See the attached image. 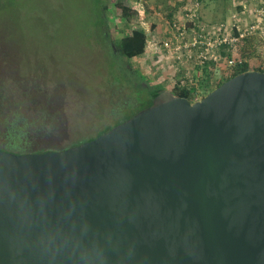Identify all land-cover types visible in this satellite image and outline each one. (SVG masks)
Here are the masks:
<instances>
[{
	"label": "water",
	"instance_id": "obj_1",
	"mask_svg": "<svg viewBox=\"0 0 264 264\" xmlns=\"http://www.w3.org/2000/svg\"><path fill=\"white\" fill-rule=\"evenodd\" d=\"M0 264H264V72L166 90L67 150H0Z\"/></svg>",
	"mask_w": 264,
	"mask_h": 264
},
{
	"label": "rangeland",
	"instance_id": "obj_2",
	"mask_svg": "<svg viewBox=\"0 0 264 264\" xmlns=\"http://www.w3.org/2000/svg\"><path fill=\"white\" fill-rule=\"evenodd\" d=\"M118 1H105L109 33L129 31L115 6ZM125 1L135 11L145 8L148 26H160L175 3H184ZM242 1L246 0H206L201 6L202 18L206 24L230 22L236 4ZM99 3L100 0H0V148L15 141L19 150H64L104 135L133 112L112 107L120 96L131 91L126 88L121 93L116 88L119 72L124 74L122 62H112L107 49L104 51L105 45L100 43L96 29L100 22ZM141 60L142 57L137 59L136 64L142 73ZM134 93L140 97L139 92ZM44 106L51 109V116L57 115L56 123H47ZM15 123H20L23 130L19 140L13 139Z\"/></svg>",
	"mask_w": 264,
	"mask_h": 264
},
{
	"label": "built area",
	"instance_id": "obj_3",
	"mask_svg": "<svg viewBox=\"0 0 264 264\" xmlns=\"http://www.w3.org/2000/svg\"><path fill=\"white\" fill-rule=\"evenodd\" d=\"M201 6V0H188L172 21L164 15L156 29L147 25L145 8L138 10L139 28L148 36L141 74L169 91L176 87L195 91L192 103L206 96L202 82L209 70L218 83L244 64L235 51L240 39L264 40V0L237 3L232 20L217 24L204 22Z\"/></svg>",
	"mask_w": 264,
	"mask_h": 264
},
{
	"label": "trees",
	"instance_id": "obj_4",
	"mask_svg": "<svg viewBox=\"0 0 264 264\" xmlns=\"http://www.w3.org/2000/svg\"><path fill=\"white\" fill-rule=\"evenodd\" d=\"M106 0H100V22L98 27L96 29L98 30V34L100 36V43L105 45V49H107L109 53V58L116 62H122L121 63V69L123 70V75L119 72L120 78L119 81L117 80L116 88L121 93H123L124 89L128 88L131 92L129 94H126L121 97L120 101L113 104V109L118 111H125L126 108H128L131 112V114L128 115L127 119L122 120L118 123L117 126L125 123L126 121L130 120L131 118L135 117L140 112L150 108L153 105L154 99L161 94L162 92L166 91V88L162 86H158L156 84L151 83L147 79L143 77L140 70L137 69L136 61L142 55L145 53L146 46H147V39L148 36L146 32L139 28V13L136 10H133L130 4H128L125 0H120L117 3H115L116 8L120 11L121 18L126 22V25L129 26L128 29H120V30H114L112 32H108V26H107V18H106V10H107V3H105ZM188 0H184V3ZM206 0H201V3H204ZM182 3L177 4L173 6V8L169 11L170 13L167 14V17L169 21H172L174 18V15L176 13L181 12L182 8L185 6ZM154 28H157V25H154ZM238 55L241 57V59L244 61V64L241 66L236 67L233 72L229 75H227L223 80H220L218 83L213 82V71L209 70L206 73V78L202 82L205 89V95H208L213 90H215L217 87L221 86L228 80L236 77L239 74H243L248 71L256 70L260 72H264V69L262 68V65L264 64V40H262L258 36H252V37H246L244 39H240L236 50ZM108 78L110 76L108 75ZM114 85V84H113ZM57 89L59 87L55 86ZM174 95L182 98H187L189 101H194V93L195 91L190 89H181L179 87H176L175 89L170 90ZM125 92V91H124ZM134 92H139L140 97H136ZM25 93H28V91H25ZM133 93V95H132ZM130 95V96H129ZM139 99V100H138ZM138 100V101H137ZM121 104V105H120ZM45 107V106H44ZM45 107V112H47V123L54 124L57 122V115L54 114L51 116V112L48 110H51L49 108ZM44 112V114H45ZM19 117V116H18ZM20 119V118H19ZM19 119L17 120L19 122ZM20 123H15V128H12L14 130L13 133L15 135L14 138L19 140V136L22 135V126L19 125ZM115 127L108 128L104 134L107 132L113 130ZM103 136V133L101 134ZM101 135L87 139L86 142L93 141L97 138H99ZM15 140V139H14ZM15 142V141H14ZM9 144V146L5 148H0V150H4L10 153L15 154H35V153H45L48 151H60V150H51V149H39V150H26L17 148L16 144ZM83 142V143H86ZM82 143V144H83ZM77 144L73 145L71 148L82 145ZM70 149V148H67ZM64 149V150H67ZM63 150V149H62ZM18 151V152H17Z\"/></svg>",
	"mask_w": 264,
	"mask_h": 264
},
{
	"label": "crops",
	"instance_id": "obj_5",
	"mask_svg": "<svg viewBox=\"0 0 264 264\" xmlns=\"http://www.w3.org/2000/svg\"><path fill=\"white\" fill-rule=\"evenodd\" d=\"M183 5H185V4H183ZM183 8H184V7H183ZM183 8H182V9H183Z\"/></svg>",
	"mask_w": 264,
	"mask_h": 264
}]
</instances>
